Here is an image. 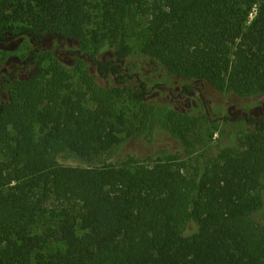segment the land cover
I'll return each mask as SVG.
<instances>
[{"label": "trees", "instance_id": "1", "mask_svg": "<svg viewBox=\"0 0 264 264\" xmlns=\"http://www.w3.org/2000/svg\"><path fill=\"white\" fill-rule=\"evenodd\" d=\"M21 37L33 44L17 58L24 74L0 73V264H264V117L189 169L187 117L148 103L172 78L264 96V0H0V48ZM46 37L104 55L71 74L41 51ZM126 96L143 113L129 117ZM171 114L185 154L115 162Z\"/></svg>", "mask_w": 264, "mask_h": 264}, {"label": "rangeland", "instance_id": "2", "mask_svg": "<svg viewBox=\"0 0 264 264\" xmlns=\"http://www.w3.org/2000/svg\"><path fill=\"white\" fill-rule=\"evenodd\" d=\"M134 41V39H133ZM26 38L11 39L4 48H0V73L14 69L19 74L25 71L21 67L17 58L28 51ZM33 47V44L32 46ZM41 51L52 52L63 64H65L71 74L76 72V64L80 60H84L89 66L90 72L93 74L95 68V60L102 59L104 54L91 56L85 53L76 41L65 40L59 37H46L41 45ZM5 54V58L3 59ZM139 60V59H138ZM140 63V69L144 75H149L159 81L163 76L158 72V66L151 59H142L137 61ZM19 67V68H18ZM99 78V77H98ZM101 83L110 84L109 82L99 79ZM138 80L131 78L128 81V87L138 88ZM204 90V91H203ZM148 103L150 107H157V113L160 115L169 114L175 110L177 113L187 117L184 121H180L185 130L192 129L188 133L189 139L196 147L192 156L185 158L179 157V161L186 164L192 169L197 164L199 157L203 154L206 161L210 162L216 159L222 149L239 144V135L254 129L255 124L247 120L248 116L259 118L264 117V96H238L233 93L219 92L216 90L204 89V86L197 87L191 84L188 88H183L180 80L171 79L169 83L161 80L158 87L149 86ZM127 110L129 117L144 108L138 105L129 96H126L120 103ZM149 107V106H147ZM150 111V110H149ZM178 114V115H179ZM177 115V114H176ZM173 118V122L177 121L176 117L171 114L164 117L157 123H146L145 128L148 131L149 144L139 142L132 143L125 147V155L117 158L115 162L119 164L128 161V154L138 156V159L145 160L146 156L153 154L154 160L159 158L171 159L172 156L186 153V148L171 135L167 126V120ZM187 121V122H186ZM192 123L188 125L187 123ZM148 142V141H147ZM143 143L144 145L140 144ZM62 163L67 165H81L75 159H60ZM264 197V189H263Z\"/></svg>", "mask_w": 264, "mask_h": 264}]
</instances>
